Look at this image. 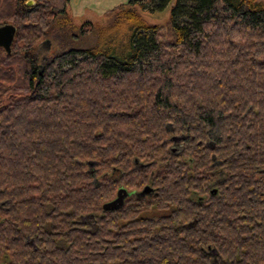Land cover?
<instances>
[{"label": "trees", "instance_id": "trees-1", "mask_svg": "<svg viewBox=\"0 0 264 264\" xmlns=\"http://www.w3.org/2000/svg\"><path fill=\"white\" fill-rule=\"evenodd\" d=\"M29 1L0 0V264H264V1L128 0L87 27ZM168 8L171 40L142 15Z\"/></svg>", "mask_w": 264, "mask_h": 264}, {"label": "rangeland", "instance_id": "rangeland-1", "mask_svg": "<svg viewBox=\"0 0 264 264\" xmlns=\"http://www.w3.org/2000/svg\"><path fill=\"white\" fill-rule=\"evenodd\" d=\"M128 0H71L69 10L75 21L84 25L87 22H93L94 24L103 23L107 20L106 12L113 9L115 6L126 3ZM264 1V0H263ZM143 17L152 24H157L160 27L161 33L165 39L171 40L172 34L170 30V11L169 8L164 11H158L156 13H142ZM86 26V25H84ZM87 27V26H86ZM95 41V31L91 35H84L80 37L81 44L89 45ZM44 49L48 53H52V45L47 43L44 45ZM176 145L181 144V140H176ZM216 166L219 165L217 162ZM88 170L96 177L97 171L95 170V164L88 165ZM85 222L92 223L91 217L84 218Z\"/></svg>", "mask_w": 264, "mask_h": 264}, {"label": "water", "instance_id": "water-1", "mask_svg": "<svg viewBox=\"0 0 264 264\" xmlns=\"http://www.w3.org/2000/svg\"><path fill=\"white\" fill-rule=\"evenodd\" d=\"M32 5H34V0H30L28 2V6H32ZM15 34H16V27L14 25L6 24L0 26V47H4L8 53L11 52V46L15 38ZM210 145L213 146V143H210ZM213 158L214 160L216 159L215 156ZM93 164L94 162H90V165ZM151 190L152 188L150 186H146L139 193V195L145 196L149 194ZM127 194L128 193L125 190H120V192L118 193V197L115 200L105 204L104 208L106 210L119 208L123 204L124 198L126 197Z\"/></svg>", "mask_w": 264, "mask_h": 264}, {"label": "flooded vegetation", "instance_id": "flooded-vegetation-1", "mask_svg": "<svg viewBox=\"0 0 264 264\" xmlns=\"http://www.w3.org/2000/svg\"><path fill=\"white\" fill-rule=\"evenodd\" d=\"M14 42V40H13ZM47 43H49L48 41H44L41 45V47H43L44 45H46ZM12 46H13V43H12ZM12 46H11V51H12ZM3 49H5L4 47H2ZM6 51V49H5ZM11 53V52H10ZM222 181L219 180H216L214 182V184H209L207 185L206 187L203 188L202 191H199L198 189H194L193 190V196L196 197L197 199H199L201 202H205L207 201L209 198H210V195L212 194H217L218 193V190L220 189V184H221ZM153 190H151L150 193H152ZM149 193V194H150ZM148 195V194H147ZM127 196V195H126ZM146 196V195H145ZM125 200V199H124ZM209 248L207 249H202V252H204L205 254L207 255H211L212 258L216 259V256L214 254V252H210L208 250Z\"/></svg>", "mask_w": 264, "mask_h": 264}, {"label": "bare ground", "instance_id": "bare-ground-1", "mask_svg": "<svg viewBox=\"0 0 264 264\" xmlns=\"http://www.w3.org/2000/svg\"><path fill=\"white\" fill-rule=\"evenodd\" d=\"M21 48V47H20Z\"/></svg>", "mask_w": 264, "mask_h": 264}]
</instances>
